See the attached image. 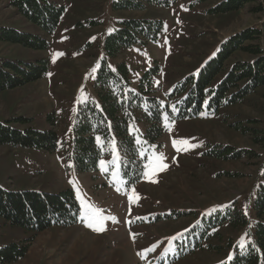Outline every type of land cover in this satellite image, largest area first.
I'll list each match as a JSON object with an SVG mask.
<instances>
[{
	"label": "rangeland",
	"instance_id": "obj_1",
	"mask_svg": "<svg viewBox=\"0 0 264 264\" xmlns=\"http://www.w3.org/2000/svg\"><path fill=\"white\" fill-rule=\"evenodd\" d=\"M48 1L66 6L52 35L25 19L7 0H0V27L34 33L50 42L47 49L34 50L0 41V60H49L42 79L0 92V121L31 118L24 126L17 121L13 125L43 131L51 127L53 114L58 132V148L53 153L0 146V186L48 193L71 188L80 205V217L74 225L38 233L27 255L12 264L228 263L235 248L246 243V229L229 224L213 228L211 220L234 206L252 215L254 222L253 191L264 165V145L254 138L264 136V87L242 103L222 107L217 114L172 122L165 119L168 131L155 143H146L143 130L137 141L143 145L144 169L141 180L134 184L122 174V154L115 141L106 146L98 170L78 172L72 159L73 128L79 104L96 98L93 80L105 58L104 39L121 21H163L157 41L123 48L108 59V65L115 69L126 62L135 89L144 72L159 65L151 96L162 105L168 103L175 112L180 99H170L169 94L176 85L196 74L225 39L250 27L261 28L264 9L254 11L258 3L253 2L236 11L211 13L222 0H178L168 8L147 4L144 9L114 8L122 0ZM249 58L239 52L229 64ZM232 124L257 132L244 134ZM227 147L260 155L245 152L233 159L210 153ZM85 217L99 222L97 226L102 224L104 230L88 227ZM31 235L0 216V247Z\"/></svg>",
	"mask_w": 264,
	"mask_h": 264
},
{
	"label": "trees",
	"instance_id": "obj_2",
	"mask_svg": "<svg viewBox=\"0 0 264 264\" xmlns=\"http://www.w3.org/2000/svg\"><path fill=\"white\" fill-rule=\"evenodd\" d=\"M18 13L41 30L52 35L58 28L65 12V5H57L48 0H7ZM178 0H122L115 2L116 9H144L147 4L168 8ZM258 3L253 10L264 9V0H222L211 13H228L245 8L249 3ZM162 20L131 19L120 22V27L110 32L104 39L105 58L98 67L93 80L96 98L79 104L73 128L72 159L78 172L98 170L101 159L107 154L106 146L112 141L118 144L123 176L131 178V184L139 182L143 175V145L137 141L145 130L146 143H155L167 131L165 119L169 122L184 118H198L203 113L217 114L225 106L242 103L248 96L264 87V25L261 28H247L225 39L199 69L180 81L169 94L170 99L179 98L176 111L168 103H162L151 95L153 81L160 72L156 65L146 70L134 88L132 73L126 62H120L115 69L108 65L123 49L136 45H146L157 41L162 33ZM0 41L19 44L34 50H44L50 42L39 35L19 31L13 27H0ZM250 56L248 60L229 61L237 53ZM49 70L47 58L24 63L0 60V92L33 83L45 77ZM53 114L48 130H38L31 125L20 128L14 121L24 125L31 118L19 117L15 120L0 121V146L14 148H38L53 153L58 148V132L53 123ZM138 117V118H137ZM136 118V119H135ZM244 134L257 129L242 128L240 124L230 125ZM101 137L103 145L98 143ZM254 141L264 145V136ZM246 151H236L227 147L214 150L217 158L243 157ZM258 156L256 152H246ZM259 181L253 191L252 215L237 207L229 206L223 214L211 220L213 228L229 224L235 228L245 227L247 241L235 248L228 263L223 264H264V165ZM0 216L13 227H21L31 232V237L22 242H11L0 247V264H12L23 259L36 235L51 227H68L76 224L80 217V205L73 189L60 193L34 190L12 191L0 186ZM197 245L203 246L197 242Z\"/></svg>",
	"mask_w": 264,
	"mask_h": 264
},
{
	"label": "snow or ice",
	"instance_id": "obj_3",
	"mask_svg": "<svg viewBox=\"0 0 264 264\" xmlns=\"http://www.w3.org/2000/svg\"><path fill=\"white\" fill-rule=\"evenodd\" d=\"M99 139V138H98ZM160 159L163 160V154H160ZM145 175H147V173H145ZM71 183V181H70ZM85 219V222H86V225L90 228H93V230L97 231V232H100V231H103L104 230V227L102 224H99V226H97V223H93L90 219H88L87 217L84 218Z\"/></svg>",
	"mask_w": 264,
	"mask_h": 264
}]
</instances>
